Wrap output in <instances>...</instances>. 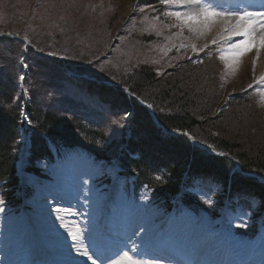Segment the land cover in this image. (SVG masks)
I'll return each instance as SVG.
<instances>
[{"label": "trees", "instance_id": "trees-1", "mask_svg": "<svg viewBox=\"0 0 264 264\" xmlns=\"http://www.w3.org/2000/svg\"><path fill=\"white\" fill-rule=\"evenodd\" d=\"M63 1L69 11L62 12L74 15L64 31L46 30L31 36L29 47L19 38L0 37V195L5 209L18 212L20 207L14 194L19 186L16 162L25 104L19 83L24 76L23 83L32 96L38 89L44 94L41 98L53 99L49 105L34 95L33 105L27 106L32 142L30 171L39 172L36 162H53V148L59 154L62 150H81L108 164L118 159L123 174L134 177L139 187L147 185L162 206L172 208V200L183 187L204 181L219 186L223 194L230 189L233 196L250 198L255 216L263 213L264 145L249 144L253 146L250 150L246 148L250 137L246 141L237 135L227 136L228 123L222 124L263 117L260 96L241 89L228 95L225 63L212 52L196 62L187 59L165 74L182 81L185 69L193 66L213 92L204 89V93H198L195 83L188 84L190 90L175 80L164 84L168 75H158L144 65L127 72L121 64L117 75H108L111 67L102 75L91 73L86 65L106 60L97 61L117 16L107 18L109 25L102 35L79 31L82 25L75 15L81 14L77 11L81 0ZM120 21L128 19L122 17ZM89 34L98 39V47L86 51L81 61L71 43L86 44ZM75 58L78 63L72 60ZM248 112L253 116H247ZM128 114L131 116L125 118ZM119 120L118 138L110 144V151L103 149L109 129L114 130ZM125 143L126 148L119 153ZM184 203L193 210L205 208L191 196H185ZM249 230L253 236L255 227Z\"/></svg>", "mask_w": 264, "mask_h": 264}, {"label": "rangeland", "instance_id": "rangeland-1", "mask_svg": "<svg viewBox=\"0 0 264 264\" xmlns=\"http://www.w3.org/2000/svg\"><path fill=\"white\" fill-rule=\"evenodd\" d=\"M223 1H228L223 3L225 5H240L246 0ZM146 2L147 4H145ZM67 5L69 7L68 2ZM239 8L241 9V6ZM79 10L81 14L75 15L79 17L80 25H82L79 31L85 32L87 30L86 32L90 34L95 31L97 35L99 33L102 35V30L109 25L106 23L107 18L117 16L110 33L104 39L107 46L101 58H99V60H106H101L98 65L95 61L90 65H86L88 68L91 67L89 68L91 73L98 75H102V72L110 67L112 69H110L108 75H117L121 64L125 68L123 70L127 72L133 70L134 67L144 65L152 68L158 75H168L165 74L167 71L177 69L178 65L184 63L190 57H196L195 55H200L212 46L224 44L222 48L227 49L223 40L215 45L211 43L222 30V26L218 21L204 35L189 31L187 26H183V28L180 26L173 27V25H180L181 22L166 15L168 11L175 9L165 4L163 0H99L97 3H94L93 0H81L77 11ZM180 10L183 11L184 9ZM62 11H69L66 7V1L63 0H0V36L16 37L30 46L31 36L34 37V35L46 30H65L67 20L72 19L74 15L66 16ZM250 11L261 10L250 9ZM122 17H127L128 21L123 23V21H120ZM261 32H264V29H259L255 35L257 43ZM90 34L86 44L71 43L76 53H79L78 58L80 57L79 60L81 61L86 51L90 52L96 46L98 47V39H92ZM243 39L242 36L233 38L234 41ZM104 45L102 43V46ZM192 45H195L196 51L193 50ZM220 46L219 49L217 48L218 51L222 49ZM72 60L78 63L77 58ZM196 61L198 60L193 62ZM223 61L226 66L224 80L227 94L231 95L239 89L252 87L253 84L251 85V83L254 79V85H258L259 105L264 117V81L260 79L264 77V48L253 47L251 50L245 51L243 55L238 57L229 55ZM197 64L192 63V65ZM75 66L78 67V64L73 65L72 68L76 69ZM194 68L189 66L185 69L181 77L182 81L172 77L169 78L168 75L166 77L168 81L164 84L175 80L181 82L185 86L184 89L190 90L188 84L195 83L197 84L198 93H204V89L209 91L205 78L203 79ZM112 70L117 73L114 74ZM208 77L207 75L206 78L208 79ZM19 87L25 99V105H33L34 95L36 100L38 97L43 103L49 105L53 101L49 97V100L41 98L44 94H39L40 90L38 89H34V95L32 96L30 91L28 92L25 88L24 83L21 82V79ZM248 113L250 114L247 116H253L251 112ZM26 115L28 117V112ZM263 117L253 116L252 119H242L237 124L231 120L222 122L223 125L228 123L226 128L229 130L226 131L225 135H237L246 141L250 137L251 140L248 141V146H246L250 150H253L251 144L260 143L264 145V120H261ZM110 124L114 125V122H110ZM28 125L30 129V121ZM121 125L122 120H119L115 122L114 130L109 129L108 136H106L107 140L102 144L103 149L106 150L107 147V150L110 151L109 146L112 141H115L114 138H118ZM60 163L59 166L56 163L55 165L42 162L36 164L41 169L45 168L46 171L44 172L50 176L49 178H44V180L34 176L24 178V182H28V187L33 190L32 197L29 198V206L31 207L29 212L25 210L26 212L21 211L18 215L11 216L14 214L10 215L8 211H4V207H0L3 209V211H0V244L6 249L3 251L4 254L0 255V258L7 257L0 264L10 263L12 261L11 257L21 247L23 250L22 258L16 264H50L45 259L47 253L56 258V264H92L90 260H87V257L77 253L75 248L69 247L72 241L65 229L78 225L85 233V238L87 239L90 234L92 242L95 246L97 245L98 237L96 236L108 201L106 189L110 186L111 174L117 169L115 166L116 160L109 166L106 163L94 161L85 153H79L72 155L70 158L67 157L65 160L62 159ZM28 166L26 165L24 168ZM125 186L127 188L121 189L116 201L119 211L113 212L115 215L114 223L117 227L124 224L128 230L126 235H131L133 231H137V235L133 237L137 244H140V241L146 235L149 236L151 238L150 242L141 245V247L157 246L164 239L161 235V229L168 216H164V209L161 206L159 208L149 206L148 194L144 191L138 194L133 193L131 187ZM203 188L198 187L195 195L202 196L203 200L213 204L212 208L208 207L211 214L219 212L220 207L216 204V198L219 197L217 189L209 185L205 189ZM65 191H69V194L73 196L72 199L77 202L76 204L73 201L76 204L75 210L64 209V211L57 213L55 211L57 207L54 206V203L58 202L51 198L61 199V195L65 196ZM184 191L191 193L189 188H185ZM22 195V190L14 194L18 200ZM77 209H83L84 212L76 211ZM210 213L206 215L205 222L197 220L187 210H180L170 217L173 221L179 216L187 218V229L190 234L187 241L197 234L205 236L199 249L200 254H204L209 247L219 242L221 243L220 253L224 256H232L234 264L243 263L242 261L250 259L251 255L257 254L261 256L264 262V232L256 237L255 244H251L255 240H248L242 244L236 235L237 228L244 229L253 225V220H251L253 212L244 217L228 214L224 211L222 215L228 217L229 221L227 223L226 220L225 223L222 217L219 220L220 226L211 220ZM234 220L236 221L234 222ZM116 232L121 233L119 229H116ZM117 238L122 237L114 235L113 238L106 237L105 240L108 244H112V241H116ZM251 249L254 250L250 251ZM93 251L94 249L90 248L89 254L91 255ZM93 259H95L94 256ZM97 264H100V261H97Z\"/></svg>", "mask_w": 264, "mask_h": 264}, {"label": "snow or ice", "instance_id": "snow-or-ice-1", "mask_svg": "<svg viewBox=\"0 0 264 264\" xmlns=\"http://www.w3.org/2000/svg\"><path fill=\"white\" fill-rule=\"evenodd\" d=\"M163 2L175 9L168 11L166 15L181 22L180 25H173V27L180 26L183 28V26H187L189 31L204 35L218 21L222 30L211 43L215 45L220 40L225 41L227 51L221 50V60H225L229 55L234 57L243 55L245 51H249L253 47L264 48V32H261L258 43L255 40L258 29H264V11H249L247 8L241 10L238 5L216 3V0H163ZM241 36L244 37L243 40H233L234 37ZM192 48L196 51L195 45H192ZM20 79L23 80L24 77L21 76ZM260 79L264 81V77ZM183 134L187 135V133ZM0 211L3 209L0 208ZM55 211L60 213L64 209L57 208ZM65 230L72 241L69 247L75 248L77 253L87 257V260H90L92 264H97V261H100V264H158L161 259L151 256L146 247H141V245L150 242L149 236L146 235L140 244L136 243L133 237L137 235V231H133L131 235H125L123 238H117L116 247L112 250L111 255H108L105 252L95 250L96 246L92 242L90 234L86 239L85 233L78 225H73ZM90 248L94 249L91 255L89 254Z\"/></svg>", "mask_w": 264, "mask_h": 264}, {"label": "bare ground", "instance_id": "bare-ground-1", "mask_svg": "<svg viewBox=\"0 0 264 264\" xmlns=\"http://www.w3.org/2000/svg\"><path fill=\"white\" fill-rule=\"evenodd\" d=\"M258 4H260V7L264 8V0H257ZM259 31V29H258ZM58 207L62 209H72L75 210V206L72 204H67L66 202H59L55 203ZM76 211H83V209H77ZM110 227L113 226L112 222L109 224ZM105 227L108 228V226L105 223ZM165 234H170L169 239H165V246H162L165 251H169L170 247L173 248V252L175 254L181 255L183 258H189L192 259V261H195V264H232L233 259L231 256L227 257H222V253H220L221 249V243H216L215 245H212L211 247L208 248L207 251L204 252V254L200 255L199 254V249L201 248L202 243L204 242L205 236L204 235H197V236H192L189 241H186V238L190 236L187 228H186V220L182 221L181 219H177L176 222H174L169 230L165 229L163 231ZM99 231L97 232L98 237ZM109 233L106 232V235ZM189 234V235H188ZM96 235V233H94ZM104 237V235H103ZM183 240L186 242L185 245H179V241ZM101 249L104 250V242L101 240ZM7 247V246H6ZM6 249L3 247L2 244H0V255H3V251ZM159 250V249H158ZM161 251V250H159ZM22 247L14 253V255L11 257L12 261L8 264H16L18 260H21L22 258ZM15 258V259H14ZM7 259V257H1L0 258V263L4 262ZM14 260V261H13ZM259 259L255 260H249L245 262L244 264H260ZM7 264V262H5Z\"/></svg>", "mask_w": 264, "mask_h": 264}]
</instances>
